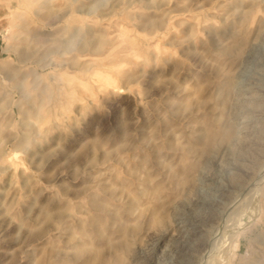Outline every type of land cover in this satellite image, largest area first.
Instances as JSON below:
<instances>
[{
    "label": "rangeland",
    "instance_id": "1",
    "mask_svg": "<svg viewBox=\"0 0 264 264\" xmlns=\"http://www.w3.org/2000/svg\"><path fill=\"white\" fill-rule=\"evenodd\" d=\"M0 264H264V0H0Z\"/></svg>",
    "mask_w": 264,
    "mask_h": 264
},
{
    "label": "bare ground",
    "instance_id": "2",
    "mask_svg": "<svg viewBox=\"0 0 264 264\" xmlns=\"http://www.w3.org/2000/svg\"><path fill=\"white\" fill-rule=\"evenodd\" d=\"M249 61V60H248ZM247 62V61H246ZM261 178V177H260ZM260 183V182H259ZM228 189V188H227ZM195 205H197V206H200V205H198L197 203H195ZM202 205V204H201ZM199 208V207H198Z\"/></svg>",
    "mask_w": 264,
    "mask_h": 264
}]
</instances>
